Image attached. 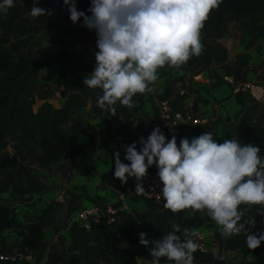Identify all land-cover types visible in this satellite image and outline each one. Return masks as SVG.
<instances>
[{
	"label": "trees",
	"instance_id": "1",
	"mask_svg": "<svg viewBox=\"0 0 264 264\" xmlns=\"http://www.w3.org/2000/svg\"><path fill=\"white\" fill-rule=\"evenodd\" d=\"M78 11L89 15L87 9L90 0H75ZM33 0H14L6 15L0 16V195L9 193L16 200L25 196L42 194L46 187L41 182L38 172L29 167L28 161L34 158L38 169L51 172L63 161L65 156L74 158L82 154V146L79 137L85 132H94L93 127L83 122H76L72 127L71 135L65 128L79 110L87 107L88 100L93 97L94 89L82 85V79L90 74L95 65L91 60H73L67 63L66 57L48 56L42 53L39 35L50 30L49 24L57 21V16L64 6L63 0H36V6L45 10V15L32 18L28 13ZM78 22L83 24L82 19ZM236 26L244 35L252 40L264 36V0H220L217 7L213 8L203 27L200 36L210 35L215 38L223 34L224 26ZM221 31V32H220ZM224 31V32H223ZM223 32V33H222ZM96 40L95 32L91 30ZM229 54L226 49L214 45H208L196 56H191L180 66L169 67L165 65L157 72L164 77L172 78L182 72H192L208 68L213 62L226 63ZM58 63L63 66L60 80L66 92L67 100L62 108L57 109L46 101L52 95V91L44 92V103L37 109V96L40 92L39 72ZM245 66V63L241 66ZM169 98V91L165 93ZM143 94L135 99V107H121L117 103L113 105L114 111L93 107L95 115H105L102 131L103 144L109 150V138L111 130V117L119 112L124 119H128L130 110H139L142 106ZM236 102L240 106L255 102L244 95L236 96ZM172 110H179L178 102L169 103ZM254 117L249 114L248 122L228 127L225 139H235L242 145L251 144L260 148V155L264 156V128L255 123ZM201 126V125H198ZM191 126V127H198ZM189 126L182 127L180 133ZM217 143H222L218 138ZM223 140V141H224ZM7 149L14 151L13 157L5 152ZM79 169V167H76ZM103 186L124 192L126 186L135 187L134 178H128L126 182L115 179L111 174H105L101 178ZM136 202L144 203L148 211L146 214L132 217H120L113 222L104 221L99 225H93L92 233H87L77 223L69 228L72 243L76 249L82 248L83 254L69 257L65 262L63 254L49 253L48 264H138V260L151 263L148 248L139 244V233L144 232L149 240L159 239L163 234L171 231L172 224H178L181 233L187 230V237L194 225V221L185 216L184 211L175 213L167 210L162 205L154 203L144 197L135 198ZM75 201L72 204H75ZM242 206L239 207L241 212ZM75 209H71L72 213ZM53 207H47L36 223L24 228L12 214L11 207L6 203H0V248L5 249V232L15 229L18 235L24 238L22 251L37 252L45 250V229L54 225L52 213ZM252 221L253 224L249 225ZM240 223H245L246 231L259 233L264 231V215L242 216ZM27 230V233L24 232ZM178 233V235H181ZM245 230L239 234L224 240L217 238V242L223 245V249L216 259L220 261L214 264H228L223 252L239 251L245 256H258L264 252V242L253 250L245 246ZM182 239L184 236L182 235ZM123 240L125 246L122 247ZM151 247V245H149ZM211 255L196 250L193 253V262L199 263L210 260ZM167 260L161 258L160 264H167ZM18 264V263H1Z\"/></svg>",
	"mask_w": 264,
	"mask_h": 264
},
{
	"label": "clouds",
	"instance_id": "2",
	"mask_svg": "<svg viewBox=\"0 0 264 264\" xmlns=\"http://www.w3.org/2000/svg\"><path fill=\"white\" fill-rule=\"evenodd\" d=\"M219 2L90 0V14L86 15L77 10L75 0H63L70 21L75 24L82 19L96 35L95 65L82 79L84 87L100 90L96 106L114 111L112 106L119 102L134 108L132 97L151 91L149 85L157 80L159 68L178 67L198 55L200 29ZM13 6L14 0H0V16ZM28 14L37 18L44 16L45 10L33 0ZM138 143L139 150L137 142L124 147L127 163L121 162L119 152L113 154L115 179L123 183L135 178L134 192L142 195L146 192L142 181L147 169L155 164L162 185L158 196L163 198L165 209L173 213L188 208L205 210L224 234L245 230L244 243L250 250L264 242V231H246L238 210L242 204L264 206V156L259 154V147L242 145L235 139L217 143L210 132L190 141L181 138L178 147L176 136L166 139L158 126ZM258 212L264 215V210ZM178 233V224H172L171 231L159 239L149 240L144 232L139 233V244L148 248L151 264H160L161 258L173 264H193L199 245L187 237V230Z\"/></svg>",
	"mask_w": 264,
	"mask_h": 264
},
{
	"label": "crops",
	"instance_id": "3",
	"mask_svg": "<svg viewBox=\"0 0 264 264\" xmlns=\"http://www.w3.org/2000/svg\"><path fill=\"white\" fill-rule=\"evenodd\" d=\"M64 11H67V7L64 8ZM74 25L72 27L77 31L81 26H84L78 21ZM224 31L219 37L211 38L209 34H202L199 38L201 50L208 45L226 49L229 54L228 62L222 64L213 62L208 68L182 72L172 78L164 77L162 73L157 72V80L149 85L151 91L137 93L132 97L135 100L143 94L142 106L139 110H130L127 120L119 112L111 117L109 150L105 149L102 139L105 115H95L92 111L93 107H97L96 96L99 93L94 89L93 97L88 100L87 107L79 110L65 128L67 134L71 135V129L76 122H83L93 127L94 132H85L79 137V143L83 149L82 154L74 158L65 156L63 161L51 172L38 169L35 159H29V167L38 172L46 189L40 195H28L21 200L8 198L1 201L0 199V203H6L11 207L12 214L18 223L24 228L33 225L41 217L42 211L47 207H53L54 202L70 201L69 209L75 210L66 219L65 213L61 209L56 210L53 207L54 225L44 231L45 250L26 252V260L22 264H48V254L51 252L63 254L65 262L73 255L83 254L84 250L76 249L69 234V228L75 223L78 212L82 210L96 208L98 216L101 218L106 208L120 209L122 205L127 206L135 217L147 213V206L142 202H136L137 195L132 194L121 200L116 189L102 185L101 178L105 174L113 176L114 153L119 152L121 162L127 163L124 160V147L137 142V150H139V139L149 135V127L161 115L163 104L178 102L180 111L186 114L192 113L196 117L209 121L208 125L189 126L180 133V138H188L189 141L204 132H210L213 138H218L223 142L228 127L248 122L249 114L254 117L255 123H259L264 128V104L238 105L232 88L223 82L225 75L234 72L233 74H237L240 82L258 83L264 86V36L254 41L233 25L227 26ZM92 41L89 35L83 41L78 42L76 46H67L65 52L62 51L64 47L54 49L52 46H46V48L48 54L53 56L63 53L67 63L73 60L94 61L95 54L92 53L95 52L86 49V46L90 45ZM244 63L245 66L241 67ZM62 70V65L54 63L39 72L40 92L36 98L35 109L44 103L46 98V96L44 98V92L49 90L52 91V95L46 98V101L57 109L63 107L67 97L60 80ZM166 91L170 93L168 99H164L167 96ZM117 104L125 107L119 102ZM150 169H156L155 164L147 170ZM9 197L11 196L9 195ZM74 200H76L75 204H72ZM240 206L243 207L242 216H257L261 214L258 210H264V206L261 205L242 204ZM183 211L186 217L194 221L191 233L197 232L204 235L206 254L212 256L210 260H205L209 261L208 263L202 261L193 262V264H214V262L220 261L216 257L223 249V245L217 242V238L221 237L226 240L233 235L224 234L221 226L212 221L205 210L197 211L188 208ZM120 216L126 217L128 214L121 213ZM85 231L92 233V230ZM24 232L27 233V230ZM3 237H5V249L8 252L15 253L23 250L24 238L18 235L17 230H9ZM125 244L123 240L122 247ZM223 255L228 264H264V252L258 256H245L239 251L223 252ZM58 264H64V262L59 261ZM138 264L151 263L138 260ZM167 264H173V262L168 261Z\"/></svg>",
	"mask_w": 264,
	"mask_h": 264
},
{
	"label": "built area",
	"instance_id": "4",
	"mask_svg": "<svg viewBox=\"0 0 264 264\" xmlns=\"http://www.w3.org/2000/svg\"><path fill=\"white\" fill-rule=\"evenodd\" d=\"M223 82L228 84L232 88L233 95L236 96H246L250 97L257 104H264V86L258 83L251 82H240L237 74H229L223 77ZM209 121L207 119H201L196 117L194 114H186L180 110L170 109L169 104L162 105V113L158 117L157 121L149 127V134L154 127H159L161 132L164 134L166 139L171 138L172 135L176 136L177 146L179 147L180 141V129L184 126H198V125H208ZM134 182L135 178H134ZM142 185L145 189V193L142 195H137L133 188L126 186L124 192L119 193L121 200L126 197L135 194L139 197H144L148 200H152L154 203L162 205L163 198L159 197L158 194L161 190V183L157 176V169L147 170L146 176L142 181ZM121 213H126L128 216L135 217L132 211L127 207L122 205L120 209H113L111 207L106 208L103 217L98 216V211L94 209H85L78 212L77 223L80 227L87 231H91L93 225H99L103 220L107 222H113L118 219ZM190 239L196 242L199 247L198 251L206 253V243L205 237L202 233H190ZM26 260V254L21 252L10 253L8 251H2L0 248V264L6 262L12 263H22Z\"/></svg>",
	"mask_w": 264,
	"mask_h": 264
},
{
	"label": "rangeland",
	"instance_id": "5",
	"mask_svg": "<svg viewBox=\"0 0 264 264\" xmlns=\"http://www.w3.org/2000/svg\"><path fill=\"white\" fill-rule=\"evenodd\" d=\"M64 8L65 7L61 9V12L57 16V21L49 24L51 26L50 30L47 31L46 34L45 32H41L39 35V39H40L39 43L42 49L41 50L42 53H46V55L54 57L53 55L48 54L46 46H52V48L54 49L58 47H61L62 49V47H64L62 51L65 52L67 50V46H70V47L76 46L78 42L83 41L86 37H89V35L93 41L90 45L86 46V49L88 51L90 50L92 52H96L97 51L96 40L93 38L91 34V30L87 29L85 26H81L79 31H77L76 29H73L72 26H75V25L70 21L68 17L69 15L68 10L64 11ZM236 29L238 30V28ZM221 35L222 34H220V36ZM46 44H49V45H46ZM92 54H95V53H92ZM63 55L64 54L62 53L60 55H55V56L61 57ZM5 153L9 157H13L14 155V151L12 149H7ZM27 165H29V161ZM9 195H10L9 193L0 195L1 201H5L8 198H13L12 196L9 197Z\"/></svg>",
	"mask_w": 264,
	"mask_h": 264
},
{
	"label": "water",
	"instance_id": "6",
	"mask_svg": "<svg viewBox=\"0 0 264 264\" xmlns=\"http://www.w3.org/2000/svg\"><path fill=\"white\" fill-rule=\"evenodd\" d=\"M224 29H226L227 28V26H224L223 27ZM98 91H100L99 89H97ZM96 90V91H97ZM70 205H71V202L70 201H67V202H65V203H59V202H54L53 203V207L57 210V209H61L62 211H63V213H65V215H66V219L69 217V214H70V209H69V207H70ZM205 263H208L209 261H204Z\"/></svg>",
	"mask_w": 264,
	"mask_h": 264
}]
</instances>
